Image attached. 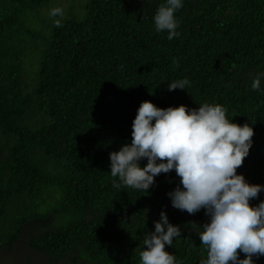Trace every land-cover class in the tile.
Here are the masks:
<instances>
[{
	"label": "trees",
	"instance_id": "16d2710c",
	"mask_svg": "<svg viewBox=\"0 0 264 264\" xmlns=\"http://www.w3.org/2000/svg\"><path fill=\"white\" fill-rule=\"evenodd\" d=\"M58 1L0 0V258L140 264L144 234L165 211L181 228L165 251L200 264L207 251L190 224L208 217L171 206L175 172L155 177L146 193L116 189L109 153L130 142L141 102L219 104L253 128L237 174L264 186V79L261 90L251 87L264 73V0H183L172 40L153 22L164 0H87L83 14L46 16L43 31L32 30ZM185 78V90L168 91ZM262 200L264 192L250 206Z\"/></svg>",
	"mask_w": 264,
	"mask_h": 264
},
{
	"label": "clouds",
	"instance_id": "9594fccd",
	"mask_svg": "<svg viewBox=\"0 0 264 264\" xmlns=\"http://www.w3.org/2000/svg\"><path fill=\"white\" fill-rule=\"evenodd\" d=\"M182 7L183 0H164L153 17L156 32H167L168 40L178 37L175 13ZM49 16L62 18L64 9L54 7ZM54 23L61 26L59 19ZM262 79L264 73L253 79V90H261ZM189 83L186 78L174 81L168 91L185 90ZM226 113L219 104L161 109L141 102L130 142L109 153V174L114 188L146 193L155 177L174 171L179 184L166 194L171 206L190 215L203 209L208 217L202 226L190 224L207 251L200 264H253V256H264V200L256 206H250V200L264 192V186L250 185L237 174L249 155L254 131L248 123H233ZM159 216L154 231L144 234L140 264H178L165 247L181 236V228L169 223L165 211Z\"/></svg>",
	"mask_w": 264,
	"mask_h": 264
},
{
	"label": "rangeland",
	"instance_id": "374dc122",
	"mask_svg": "<svg viewBox=\"0 0 264 264\" xmlns=\"http://www.w3.org/2000/svg\"><path fill=\"white\" fill-rule=\"evenodd\" d=\"M87 3V0H59L58 2H55L51 5V8L54 7H61L64 9V13L68 16L70 13H77L80 10V14L82 13V7ZM84 8V7H83ZM51 9L44 10L43 13H41L40 17L33 18L31 21V28L32 30L35 29L38 32H42L43 28L47 25L43 23V21L49 16V11ZM47 16V17H46ZM43 17V18H42ZM50 21V20H48ZM47 21V22H48ZM32 259L36 262V257L35 255L32 256ZM20 263V262H19ZM37 264V263H36Z\"/></svg>",
	"mask_w": 264,
	"mask_h": 264
},
{
	"label": "flooded vegetation",
	"instance_id": "af4514ba",
	"mask_svg": "<svg viewBox=\"0 0 264 264\" xmlns=\"http://www.w3.org/2000/svg\"><path fill=\"white\" fill-rule=\"evenodd\" d=\"M16 258L17 257H13V256H12V259H8V258L1 259L0 258V264H16Z\"/></svg>",
	"mask_w": 264,
	"mask_h": 264
}]
</instances>
